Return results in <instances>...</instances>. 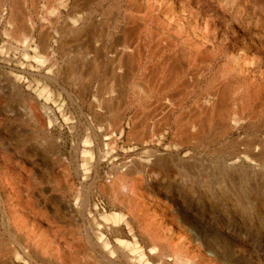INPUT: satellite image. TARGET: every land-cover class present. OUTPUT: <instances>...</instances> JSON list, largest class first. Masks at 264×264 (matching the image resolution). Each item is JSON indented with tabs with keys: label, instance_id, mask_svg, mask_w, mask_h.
Instances as JSON below:
<instances>
[{
	"label": "rangeland",
	"instance_id": "1",
	"mask_svg": "<svg viewBox=\"0 0 264 264\" xmlns=\"http://www.w3.org/2000/svg\"><path fill=\"white\" fill-rule=\"evenodd\" d=\"M183 1L145 0L138 12L134 0H0L1 75L31 95H8L3 112L34 106L33 136L16 130L25 121L13 113L0 125V146L35 168L37 187L70 180L67 200L82 194L90 203L81 225L104 227L133 259L158 264L161 253L160 264H264V93L248 117L232 114L229 122L208 110L214 98L205 101L228 51L248 41L251 55L262 53L264 0H236L240 19L223 17L219 0L204 1L219 28L213 44L225 54L201 80L152 28L157 17L169 25L167 14L182 11ZM11 33L20 41L8 42Z\"/></svg>",
	"mask_w": 264,
	"mask_h": 264
},
{
	"label": "bare ground",
	"instance_id": "2",
	"mask_svg": "<svg viewBox=\"0 0 264 264\" xmlns=\"http://www.w3.org/2000/svg\"><path fill=\"white\" fill-rule=\"evenodd\" d=\"M144 1L145 0H134V4H132V6H136V8H138V12H141L146 7V3ZM184 1L185 3L182 6V11L179 12V10L177 11L173 9L174 11L171 10L172 12L167 14L166 19L169 25L161 20L160 17H157L153 18L154 24L152 28L154 27L153 32L159 40H167L169 47H174L175 50L176 48L178 49L182 68L189 71L193 70L194 73L197 74L198 80H201V78L205 77L206 75H211L210 71L211 69H213L212 66H214L213 64L216 58L219 55H223L225 53H222L223 47L218 46L219 44H213V42L216 43V41L219 39V36L216 32V28H218L217 23H214L215 20L212 17V13H214V7L212 6L213 4L206 3V0H196L194 2L192 0ZM204 1H206L205 5H203ZM252 1H254V3L257 5L259 4V0ZM219 2L221 10L226 13H224L225 15H223V17L228 18V16L233 15L234 18H239L240 15L239 12H237V10L239 9L236 0H219ZM205 10L209 11L210 13L206 20L205 18H203L204 16L202 13ZM235 10L236 13L233 12ZM232 12L234 14H232ZM132 16L136 17L135 15H131V17ZM140 16L141 17L139 18H135L137 22L141 21V19L143 18L142 15ZM182 16L184 17L183 20L186 21L185 23H182L183 29L181 30V27L178 28L177 31L175 24L178 23V21L181 22L180 19L182 18ZM194 17H197V19H195V22H192ZM200 18L202 19L201 21ZM179 30L183 35H188L190 33L193 39L191 40L185 38V35L182 36L181 33H179ZM13 31L16 32L15 30H12V32ZM164 33H167L166 36H163ZM30 36L31 35H28L23 40H21V42L23 41L25 47L30 46ZM16 39L17 38L14 36L13 40L9 39L8 42L12 41V43H17L18 41H20V39ZM4 42L6 41L4 40ZM244 46L245 47H242L237 51H234V49L232 51H228L226 54V62L219 67L217 66V70H215L211 77H209L210 89H208L209 91L206 92L208 93V95L207 97L205 96L207 98V100L205 99V101H209L210 98H214L216 102L210 103L211 106H209V108L211 107V110L208 109V106L206 105V108H204L213 113L218 108L221 118H224L225 121H228L227 119L230 120L232 114L235 116H239L240 120L243 119L245 115L246 117H248L250 111H252V106L256 104L258 99H262L261 96L259 98L258 95L264 93V66H259L260 63H263L264 65V49L263 51H261L262 53L259 52L256 57V55L250 54L248 48L251 46L249 45L248 41H246ZM197 48L198 51H196ZM16 49H18V47ZM26 51V53H28L30 56L29 49H27ZM1 52L2 51L0 47V53ZM0 60H2V58ZM185 65H188V69L184 68ZM4 72L5 71H3L0 66V125L3 121L6 122L7 119L5 117H8L9 119L14 115L13 117L16 118V120L21 118L22 121H25L23 124L20 123L19 126L17 124L18 127L16 126V124L14 125V123L13 125L16 126V130L18 132H23V134L21 133L23 136H28L30 138L33 136L32 131H34V106L31 101L28 105H24L26 107H23L21 110L18 108L12 110L11 112H13L14 114L12 113L13 115H9L3 112L6 108L5 106H3L5 104L4 100L2 99L7 98L8 95H14V99L17 95V97H19L20 99V96L22 95L25 96L27 100H30L31 95L28 93L25 94V92L21 89L19 83H17V79L15 80L14 78L7 75L3 76L2 78L1 74H5ZM183 75L184 74H182L183 80L180 78V81L182 80V82L186 78ZM262 100H264V98ZM235 102L237 104H240L239 109H236L234 107L231 108L228 106L230 104H234ZM201 104L202 102L197 104V107ZM223 104L224 107H221L223 106ZM225 105L228 107H226ZM259 106L260 105H258V107ZM47 107L48 106H45L46 109H48ZM200 108H202L200 109V113H202V110L204 108L202 106ZM205 109L204 111H207ZM192 116L194 117V115ZM1 131L2 126H0V133ZM21 134H19V136ZM24 146L22 148H24ZM28 148L31 151V148L33 147L29 146ZM17 151V149L12 147H5L2 145L0 146V232H2L0 235V264H150L146 261L142 263L141 260L133 259L130 253H128L129 251L127 250V248L113 243L108 236L102 233V230L105 229L104 227L101 230L99 229L100 227H93L92 225L94 224L92 223L91 226L85 224V226H82L81 223L84 221V219H86L85 212L87 210L91 212V209L89 207V199L87 198L88 196L83 197L82 194H80L78 198L72 202L70 200H67L63 193V190L67 188H73V185L69 183L70 180H62L60 179L61 177H55L56 180H54L53 185H46L47 181L44 180L46 181L44 183L45 185L41 186V188L37 187L38 185H36L35 183L37 182V180L34 182V180L32 179L34 174L32 175L31 173L35 168L29 169L27 165L20 164V162H17L18 160L15 161L14 156L11 152L17 153ZM25 174L28 177L25 176ZM66 174L67 173L65 171V175ZM123 187L125 188V185H123L122 188ZM57 189L58 191H62V193H59ZM55 191H57L58 193ZM111 231L109 232L111 233ZM109 236L111 237V235ZM217 253L218 255L222 254L219 251ZM160 254L157 255L156 253L157 256L155 255V262L158 264L163 263V258ZM203 261L205 262V264H210L208 262V259H205Z\"/></svg>",
	"mask_w": 264,
	"mask_h": 264
}]
</instances>
